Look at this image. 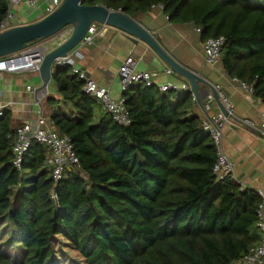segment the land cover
<instances>
[{"label": "trees", "instance_id": "obj_1", "mask_svg": "<svg viewBox=\"0 0 264 264\" xmlns=\"http://www.w3.org/2000/svg\"><path fill=\"white\" fill-rule=\"evenodd\" d=\"M82 4L130 18L162 6L167 20L194 24L203 42L224 37L223 71L253 88L252 96L264 103V0ZM7 12L8 0H0V21ZM51 76L72 110L70 116L52 114L51 120L70 139L79 167H68L50 198L48 149L32 144L21 170L14 167L19 125L13 127L11 113L1 110L0 227L5 224L9 238L4 249L0 243V264H61L54 250L58 237L78 253L77 264H231L257 247L262 199L232 177L214 175L215 144L199 117L190 115L195 104L190 91L131 85L122 93L130 121L124 127L82 91L84 81L71 74L70 65L56 66ZM47 104L60 102L49 98Z\"/></svg>", "mask_w": 264, "mask_h": 264}, {"label": "crops", "instance_id": "obj_2", "mask_svg": "<svg viewBox=\"0 0 264 264\" xmlns=\"http://www.w3.org/2000/svg\"><path fill=\"white\" fill-rule=\"evenodd\" d=\"M22 12L20 20L25 24L36 22L40 19L37 9L22 5L17 6ZM120 11V10H118ZM133 20L139 22L151 34H157L163 43L164 49L172 55L185 68L198 73L207 80L215 89L226 95L234 106L233 115L225 123L223 129L222 148L231 160L234 168L235 180L243 188H249L256 193H264V137L261 134L241 124L242 119H251L257 123L261 111L264 110L262 100L256 99L240 89L238 83L228 78L221 64L210 66L202 53L203 41L197 33L194 24H177L167 20L160 6H152L146 13L135 14ZM99 26H101L99 28ZM99 28V30H98ZM99 34L92 45L83 48V59L77 63L78 67L88 77L99 85L106 87L112 98L122 96L120 91L118 67L127 58L132 56L136 61V69L147 73H157L153 77L155 84H162L171 80H179L175 75L166 76L163 71L168 67L159 59L151 55L142 44L131 43L124 34L114 28L101 25L97 26ZM56 47L54 44L51 46ZM185 83V82H184ZM42 80L38 72L8 73L0 72V110L3 108L11 113L13 127L25 121H33L40 111L46 119H51L52 114L72 115L71 106L62 102L57 93L56 85L51 81L48 87L38 90ZM200 101H196L190 115L199 119L205 116L203 105L209 104L211 112L219 111L214 99L205 93L206 88L200 85ZM49 98L59 101V105L47 104ZM53 113H51L52 111ZM95 119L100 118L95 113Z\"/></svg>", "mask_w": 264, "mask_h": 264}, {"label": "built area", "instance_id": "obj_3", "mask_svg": "<svg viewBox=\"0 0 264 264\" xmlns=\"http://www.w3.org/2000/svg\"><path fill=\"white\" fill-rule=\"evenodd\" d=\"M63 0H45V11L42 10L41 6L38 4V0H8V12L6 17L0 21V34L11 29L14 26H22L26 21L23 22L17 15L13 14V8L24 5L37 9L41 18L45 17L47 14L53 12L55 9L59 8ZM163 10V7L160 6ZM97 24H91L87 32L82 38V42L72 49L64 58H59L54 63L55 66L59 65H70L71 74L78 77L84 81L82 91L96 99L100 105L101 110L104 113L111 116L113 122L118 126L129 125V117L127 109L124 106L123 97L114 99L111 96L109 90L96 83L90 77L85 75L84 72L78 67L77 63L83 58V48L90 46L94 43L95 37L99 34L97 30ZM72 27L68 26L64 28L58 34L47 38V40L42 41V45L30 46L25 48L22 52L12 55L11 57L0 58V72L8 73H30L38 72L39 67L43 61L44 55L52 48L54 44L59 46L64 42V40L71 34ZM197 33L200 30L197 29ZM225 44V38H208L205 40L202 46V53L205 56L206 62L210 66H215L219 64L221 59V50ZM136 61L132 56H127L125 60L118 67V78L120 91H125L131 85H136V83H144L146 86H153L162 92L180 91L188 92L190 86L187 83L181 82L176 83V81L171 80L162 84H155L153 82V77L157 73H147L143 71H138L136 69ZM163 73L170 77L174 76L171 69L167 68ZM234 82L238 83L240 89H243L249 95H253V88L247 86L243 82H238L233 79ZM218 99L221 105L225 108L226 114H222L220 110L216 113L211 112V107L209 104L203 105V111L205 116L200 119V125L205 132H209L212 141L216 148V162L213 167V173L218 178V180H223L226 176H230L235 180L234 168L231 160L228 158L226 153H224L222 148V138L223 129L225 123L233 115L234 106L229 101L226 95H223L217 88ZM193 101H197L192 94ZM2 114L0 110V115ZM249 129L262 134L264 136V110L261 111L259 120L257 123L253 122L251 119L244 118L241 121ZM15 140L13 144V165L18 170H21V162L23 156L28 151L32 144H38L48 149V155L45 156L44 164L51 171L52 181H54L53 188L50 192V198L55 199V189L59 182L63 179L64 172L70 166L79 167L78 159L74 152V147L68 137L60 134V132L55 129L51 119H46L43 112L40 111L36 118L31 121H25L20 124L16 129ZM241 186V185H240ZM242 189H244L241 186ZM262 199V203L259 206V221L257 228L261 233V241L255 248H251L245 256L233 261L231 264H264V193L261 191L257 192Z\"/></svg>", "mask_w": 264, "mask_h": 264}, {"label": "water", "instance_id": "obj_4", "mask_svg": "<svg viewBox=\"0 0 264 264\" xmlns=\"http://www.w3.org/2000/svg\"><path fill=\"white\" fill-rule=\"evenodd\" d=\"M41 16V14H40ZM41 18V17H40ZM91 24H101L121 31L131 43H142L151 55L159 59L172 70L181 81L189 84L197 101L201 99L200 85L206 88L220 112L226 114L225 108L218 99L217 90L198 73L181 65L163 47L162 39L155 33H150L139 22L133 20L121 11H113L103 5H84L82 0H63L60 7L36 22L22 26H14L0 34V58L11 57L22 52L29 43L36 40H47L66 27H72L71 34L59 46L49 50L43 57L38 70L42 85L38 90L44 91L52 81L54 63L64 58L67 53L82 42V38ZM262 137H264L261 134Z\"/></svg>", "mask_w": 264, "mask_h": 264}, {"label": "rangeland", "instance_id": "obj_5", "mask_svg": "<svg viewBox=\"0 0 264 264\" xmlns=\"http://www.w3.org/2000/svg\"><path fill=\"white\" fill-rule=\"evenodd\" d=\"M38 4L39 6H41L42 10L45 11V0H38ZM22 5H20L19 7H21ZM13 14L17 15V17H22V12H18L17 7L13 8ZM101 26H99L100 28ZM98 28V30H99ZM37 45H42L41 43H36ZM36 44H33L34 46H37ZM52 111V109H51ZM53 113V111L51 112ZM96 113L98 114V112L96 111ZM54 114V113H53ZM21 176L25 179L26 176H28L27 172H22ZM19 189V187L16 188V191ZM5 226V224L3 225ZM3 226L0 227V243L1 244V248L4 249L5 243L9 238V235L7 234V229L4 228ZM3 249H1L2 251H4ZM14 247H12L10 249V257L13 258V251ZM55 252H57V256L59 261L61 262V264H77V263H81L82 259L80 258V256L78 255V253L76 251H74L72 248H69V246L66 244V242L58 237V239L56 238V243H55V247H54Z\"/></svg>", "mask_w": 264, "mask_h": 264}, {"label": "clouds", "instance_id": "obj_6", "mask_svg": "<svg viewBox=\"0 0 264 264\" xmlns=\"http://www.w3.org/2000/svg\"><path fill=\"white\" fill-rule=\"evenodd\" d=\"M41 19V18H40ZM50 38V37H49Z\"/></svg>", "mask_w": 264, "mask_h": 264}]
</instances>
